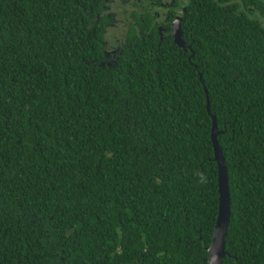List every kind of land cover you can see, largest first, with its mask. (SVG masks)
<instances>
[{
  "label": "trees",
  "instance_id": "1",
  "mask_svg": "<svg viewBox=\"0 0 264 264\" xmlns=\"http://www.w3.org/2000/svg\"><path fill=\"white\" fill-rule=\"evenodd\" d=\"M102 0H0V264H264V0H191L104 52ZM173 15V9H169ZM208 102V107H207Z\"/></svg>",
  "mask_w": 264,
  "mask_h": 264
},
{
  "label": "flooded vegetation",
  "instance_id": "2",
  "mask_svg": "<svg viewBox=\"0 0 264 264\" xmlns=\"http://www.w3.org/2000/svg\"><path fill=\"white\" fill-rule=\"evenodd\" d=\"M112 1L102 0L100 11L96 14L95 19L105 21L102 45H104L106 56L114 58L116 50L123 45L127 31L137 29V21L144 23L152 19V25L157 29L159 39L162 40L167 30L165 23L169 20L171 36L173 23L179 22L180 26L182 16L185 14L191 0H134V2L126 0V3L129 2V8L122 13L118 12L115 6H112ZM169 9H173V15H171ZM116 30L119 31L118 37L113 34ZM110 32L114 35V46L111 51H108L107 44L109 43L108 36L111 34Z\"/></svg>",
  "mask_w": 264,
  "mask_h": 264
},
{
  "label": "water",
  "instance_id": "3",
  "mask_svg": "<svg viewBox=\"0 0 264 264\" xmlns=\"http://www.w3.org/2000/svg\"><path fill=\"white\" fill-rule=\"evenodd\" d=\"M171 36L176 44L181 42V30L179 22H174L171 29ZM208 107V102H207ZM211 143L213 147L214 160L217 165V187H218V210L214 224L210 245L206 248L208 254V264H222L226 255L224 250L225 237L227 235V225L230 217V196L227 182L226 167L218 146L216 136L215 118L211 116Z\"/></svg>",
  "mask_w": 264,
  "mask_h": 264
},
{
  "label": "rangeland",
  "instance_id": "4",
  "mask_svg": "<svg viewBox=\"0 0 264 264\" xmlns=\"http://www.w3.org/2000/svg\"><path fill=\"white\" fill-rule=\"evenodd\" d=\"M134 2V0H131L129 2ZM112 6H115V9L118 11V12H123L124 10L128 9L129 8V5L128 3H126L127 1L126 0H113L112 1ZM111 33V32H110ZM113 34H115L117 37L119 36V31L116 30L115 32H113ZM112 33L109 34L108 36V40H109V43L107 44V50L108 51H111V49L113 48V40H114V35Z\"/></svg>",
  "mask_w": 264,
  "mask_h": 264
}]
</instances>
